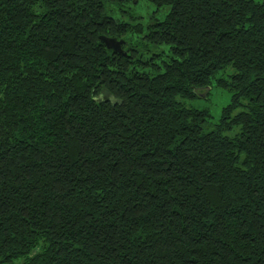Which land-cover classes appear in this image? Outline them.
<instances>
[{"label": "trees", "instance_id": "obj_1", "mask_svg": "<svg viewBox=\"0 0 264 264\" xmlns=\"http://www.w3.org/2000/svg\"><path fill=\"white\" fill-rule=\"evenodd\" d=\"M148 1L0 0V264H264V0Z\"/></svg>", "mask_w": 264, "mask_h": 264}, {"label": "rangeland", "instance_id": "obj_2", "mask_svg": "<svg viewBox=\"0 0 264 264\" xmlns=\"http://www.w3.org/2000/svg\"><path fill=\"white\" fill-rule=\"evenodd\" d=\"M123 8L128 11V13H124L126 15L125 18L129 19L131 16L139 18L142 16L141 21L146 22L154 15L156 6L148 0H132V2H125ZM156 15L157 18H163V14ZM230 100L231 93L226 89L215 86L214 82L212 88L204 91L202 96L190 100L188 104L201 109H208L212 115L211 121L216 122L221 117L222 108Z\"/></svg>", "mask_w": 264, "mask_h": 264}, {"label": "water", "instance_id": "obj_3", "mask_svg": "<svg viewBox=\"0 0 264 264\" xmlns=\"http://www.w3.org/2000/svg\"><path fill=\"white\" fill-rule=\"evenodd\" d=\"M100 39L108 49H111L114 52L127 54L123 48V44L125 43L124 39L122 38L119 39L116 36H107V35H101Z\"/></svg>", "mask_w": 264, "mask_h": 264}]
</instances>
